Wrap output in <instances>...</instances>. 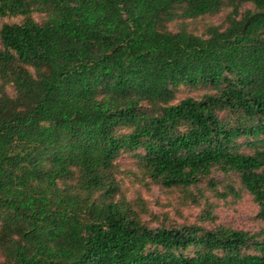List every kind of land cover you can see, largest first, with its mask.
Instances as JSON below:
<instances>
[{
    "label": "trees",
    "instance_id": "1",
    "mask_svg": "<svg viewBox=\"0 0 264 264\" xmlns=\"http://www.w3.org/2000/svg\"><path fill=\"white\" fill-rule=\"evenodd\" d=\"M215 171L264 223V0H0V264H264V226H205Z\"/></svg>",
    "mask_w": 264,
    "mask_h": 264
},
{
    "label": "rangeland",
    "instance_id": "2",
    "mask_svg": "<svg viewBox=\"0 0 264 264\" xmlns=\"http://www.w3.org/2000/svg\"><path fill=\"white\" fill-rule=\"evenodd\" d=\"M225 13H221L215 16H205L197 20H176L171 28L173 30H179L180 28H187L188 30L201 34L205 31L206 26L211 22L216 24L222 23L224 20ZM196 92V91H195ZM194 93H189L185 90L180 92L181 97ZM243 152H252L253 149L247 145L241 148ZM125 167L133 166L134 159L131 157L121 158ZM214 176L219 180V190L225 191L227 185H234L235 188L240 192L241 196L234 197L232 194L226 198L212 197L211 192H208L211 196V201L215 205V218L211 222H207L205 226L213 228L216 226H232L237 229H243L252 233L260 231L264 223L255 218L259 211V207L254 201L253 197L241 188L238 177L235 174H225L221 171H215ZM125 191H128L129 198L141 196L145 201L146 207L151 213L162 215L164 213L169 214L170 217L176 219L178 222H190L195 223L197 221V215L202 211L201 206L182 204L179 200L180 192L174 190L173 192L167 191L157 184H132L128 179L125 181ZM205 187V186H203ZM145 220L152 222L150 216H145ZM153 223V222H152ZM156 225V223H153Z\"/></svg>",
    "mask_w": 264,
    "mask_h": 264
}]
</instances>
